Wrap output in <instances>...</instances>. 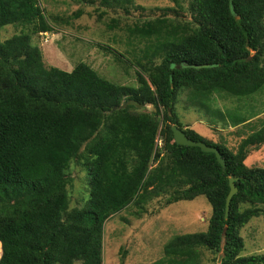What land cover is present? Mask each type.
<instances>
[{
    "label": "trees",
    "instance_id": "1",
    "mask_svg": "<svg viewBox=\"0 0 264 264\" xmlns=\"http://www.w3.org/2000/svg\"><path fill=\"white\" fill-rule=\"evenodd\" d=\"M98 1L125 12L133 5ZM171 1L172 16L123 27L125 53L114 59L133 71L128 84L84 60L70 70L44 64L33 38L69 24L81 7L63 17L39 0H0V30L19 27L0 40V264H102L105 221L131 205L140 216L162 195L163 205L203 196L210 216L204 230L168 240L153 264H201L204 250L213 264H264V253L242 254L240 234L264 217V166L245 163L264 145V120L253 130L259 116L249 112L264 88V0ZM114 20L107 25L116 28ZM181 88L209 114L212 95L223 99L224 112L214 114L238 126L235 149L184 127L175 112ZM173 125L217 148L225 166L177 144ZM229 176L237 191L225 218ZM75 180L86 188L80 206L68 191Z\"/></svg>",
    "mask_w": 264,
    "mask_h": 264
},
{
    "label": "rangeland",
    "instance_id": "2",
    "mask_svg": "<svg viewBox=\"0 0 264 264\" xmlns=\"http://www.w3.org/2000/svg\"><path fill=\"white\" fill-rule=\"evenodd\" d=\"M96 1L82 6L79 1L75 0H39L40 5L48 12L63 17L74 14L80 7L83 11L77 17H72L69 24L61 23L55 26L54 31L40 32L37 37L33 38V41L39 45L46 66L53 65L70 70L76 62L84 60L111 79L128 84L134 83L133 71L131 69L125 71L124 67H121L119 62L114 59L115 55L125 53L122 41L125 40L126 34L122 29L126 24H132L143 18L144 15L160 16L162 13H166L172 16L174 11L167 10V7H173L174 3L171 0H133L129 12H125L119 6H100L99 1ZM186 6L185 3L184 7ZM150 9L153 11L149 13ZM180 14L184 15V18H190L187 10ZM112 18L117 20V22L114 20L117 24L116 28L107 25V23H111ZM18 31L17 25H6L0 30V40L10 37ZM261 64L264 65V56ZM263 90L264 88L254 94L257 102L249 111L252 114L257 113L252 119L259 116L250 123L253 130L258 129L264 120V104L261 101L258 102L259 99H264V94H261ZM223 104V99L213 94L210 114L206 113L181 88L178 91L175 112L184 127L193 128L204 137L224 144L233 150L240 142L241 136L235 129L238 126H232L228 120L226 122L225 119H222L223 117L215 115L224 112ZM224 116L228 118L227 115ZM157 143L160 142L157 141ZM245 163L248 166H264V145L258 150L252 151L247 156ZM74 168L72 165L73 174ZM80 187L83 191H80ZM85 190L86 188L83 189V185L81 186L77 180L68 187L73 205H81L78 204L79 198ZM165 197L166 195H162L157 200H151L146 205L147 210L140 216L134 214L136 208L131 205L116 212L105 221L102 264H153L164 257L163 247L175 235L201 231L206 228L210 216V205L203 196L163 205ZM240 234L244 241L242 254L264 253L263 216L251 218L241 229ZM203 252L201 264H213L208 260L211 254L206 250ZM74 264L82 263L75 262Z\"/></svg>",
    "mask_w": 264,
    "mask_h": 264
},
{
    "label": "water",
    "instance_id": "3",
    "mask_svg": "<svg viewBox=\"0 0 264 264\" xmlns=\"http://www.w3.org/2000/svg\"><path fill=\"white\" fill-rule=\"evenodd\" d=\"M172 133H173V139L174 141L179 144V145H187V146H197L199 147L202 151L204 152H212L215 154L218 162L222 165L225 166L224 160L222 156L220 155V152L218 151L217 148L206 145L202 141L198 140H192L188 138L180 129H178L175 125L172 127ZM235 177L234 176H229L228 177V184H229V191L227 193L226 199H225V209H224V217L227 218L228 212H229V203L231 200V197L233 194L237 191V187L234 184Z\"/></svg>",
    "mask_w": 264,
    "mask_h": 264
}]
</instances>
